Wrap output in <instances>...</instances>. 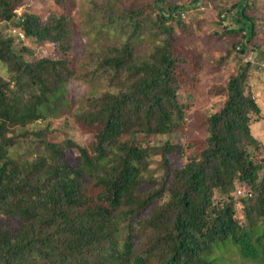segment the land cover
<instances>
[{
  "label": "trees",
  "instance_id": "16d2710c",
  "mask_svg": "<svg viewBox=\"0 0 264 264\" xmlns=\"http://www.w3.org/2000/svg\"><path fill=\"white\" fill-rule=\"evenodd\" d=\"M244 2L236 20L251 34ZM24 3L0 0V22L67 54L27 59L31 50L17 49L0 29L8 71L0 75V264H229L231 255L264 264V156L252 132L262 110L247 89L251 63L216 89L224 100L206 118L198 153L173 168L178 145L167 141L158 152L139 136L172 133L185 120L181 92L190 76L179 66L187 58L175 50V28L166 21L186 6L158 2L157 34L138 9L110 16L105 25L113 33L92 50L91 62L121 89L77 106L69 88L76 76L68 55L77 39L72 18L19 16ZM148 39L154 48L142 56L138 46ZM60 118L93 138H58ZM156 153L164 173L154 178ZM238 183L246 193L236 194Z\"/></svg>",
  "mask_w": 264,
  "mask_h": 264
},
{
  "label": "rangeland",
  "instance_id": "374dc122",
  "mask_svg": "<svg viewBox=\"0 0 264 264\" xmlns=\"http://www.w3.org/2000/svg\"><path fill=\"white\" fill-rule=\"evenodd\" d=\"M63 1V2H62ZM25 0L18 6L17 14L36 13L44 20H51L61 15H69L75 25V47L68 55L76 60V76L69 84L71 98L76 105H86L89 97L101 95L106 91L117 92L121 85L112 84L109 77L95 70L93 60L94 48H101L103 41H108L110 26L105 25L110 16L118 17L127 9L141 11L140 19L148 18V27L153 34L160 33L162 27L158 23L156 4L165 9L170 5L186 6L171 22L174 30L175 50L187 62L179 66V70L187 72L190 83L185 86L188 91L181 92V99L186 105L184 122L177 131L167 134L139 136L142 141H149L156 151L167 141L179 147L170 155L173 168L183 166L188 156L198 153L206 136V118L223 102L216 89L224 85L229 76L238 71L246 63H251L248 70L247 89L255 96L261 107L258 121L252 124V132L261 143V156H264V0H246L245 12L253 19L254 28L251 34L242 29L236 20V10L243 0ZM244 2V3H245ZM119 21L116 28L120 29ZM131 25L130 20L124 22ZM121 24V23H120ZM103 26V27H102ZM161 26H164L161 25ZM11 21L0 22V29L6 36L12 37L15 47L26 46L31 54H25L27 59L41 57H62V52L56 43L34 42L28 37L21 39L13 29ZM112 28H115V26ZM146 31V32H147ZM113 33V32H112ZM148 33V32H147ZM119 34V30L116 31ZM162 36V35H161ZM155 42L144 40L138 46L139 54L148 55ZM246 50L241 51V45ZM262 52V53H261ZM92 53V55H90ZM0 75L8 78L7 66L0 61ZM55 119L58 138L69 137L84 144L93 138L92 133L80 130L77 124L69 118ZM21 130H17L19 133ZM26 146L25 143H23ZM25 148V147H24ZM150 172L154 178L163 176L164 166L162 154H153ZM236 194H244L247 187L240 183ZM241 191H238V190ZM238 207L240 204L237 205ZM150 209L148 215L152 212ZM229 264H244L242 260L231 255Z\"/></svg>",
  "mask_w": 264,
  "mask_h": 264
},
{
  "label": "built area",
  "instance_id": "2783aa9c",
  "mask_svg": "<svg viewBox=\"0 0 264 264\" xmlns=\"http://www.w3.org/2000/svg\"><path fill=\"white\" fill-rule=\"evenodd\" d=\"M13 31L21 38V39H25V33L22 31V30H20V29H18V28H14L13 29ZM238 191H241L240 189L238 190ZM242 192V191H241ZM241 192H239V193H241Z\"/></svg>",
  "mask_w": 264,
  "mask_h": 264
}]
</instances>
